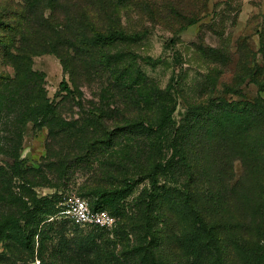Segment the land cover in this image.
I'll return each mask as SVG.
<instances>
[{
  "label": "rangeland",
  "instance_id": "1",
  "mask_svg": "<svg viewBox=\"0 0 264 264\" xmlns=\"http://www.w3.org/2000/svg\"><path fill=\"white\" fill-rule=\"evenodd\" d=\"M126 5L118 16L119 26L127 34L138 36L97 44L90 41L82 47L66 42L58 49L66 71L55 55L44 53L48 47L29 48L34 53L31 67L45 75L42 89L48 107L54 110L52 117L37 118L29 113L30 100L34 98L31 85L25 84V90L20 91L23 94L15 95L16 72L4 58V54H9L11 40L19 38L7 26L21 22L19 17L25 18L26 7L23 0H0V84L7 90L0 86V218H13L22 189L34 192L37 200L47 198L40 206L47 215H40L44 222L39 226L40 235L34 239V252L24 251L10 239L14 238L10 233L8 238L0 239V255L4 257L0 264H79L84 250L89 252V258L94 257L92 245L98 243L95 237L110 234L120 217L113 214L106 198H99L100 205L112 215L111 228L77 226L56 208L57 200L75 195L93 206L98 197L88 191L99 186L112 193L120 191L115 202L121 215L137 216L142 208L140 198L151 187L145 175L140 174L161 159L159 152L152 149L147 133L138 127L143 122L158 121L161 109L155 96L171 89L175 99L172 120L178 125L189 105H196L208 71L214 67L221 71L216 92L222 91L219 84L229 81L233 73L235 65H211L201 58L194 45L202 43L208 48H226L235 53L246 44L260 59L258 31L264 28V0H130ZM36 12L38 20L44 15L47 21L50 15L48 9H44V14ZM191 20L195 21L192 25ZM41 33L43 40L51 35L46 29ZM6 38L10 42L5 48ZM105 58L109 59V68L100 66ZM62 79L74 90L73 98L59 92ZM242 94L246 100L260 95L253 84L243 87ZM227 98L243 99L229 95ZM13 150L19 154L16 161L11 159ZM213 155L225 171L229 158L233 159L241 195L247 198L239 202L240 208H247L248 202V212L256 211L254 205L261 189L244 172L239 153L220 145ZM107 162L115 164L116 169L104 166ZM29 169L36 170L38 175ZM126 172L131 188L123 187L121 174ZM109 173L114 177H108ZM23 176L36 186L22 183ZM159 182L162 185L161 176ZM80 250L81 256L72 254Z\"/></svg>",
  "mask_w": 264,
  "mask_h": 264
},
{
  "label": "trees",
  "instance_id": "2",
  "mask_svg": "<svg viewBox=\"0 0 264 264\" xmlns=\"http://www.w3.org/2000/svg\"><path fill=\"white\" fill-rule=\"evenodd\" d=\"M23 1L25 18L19 17L21 22L15 21L12 26H7L16 35L19 34V38L11 40L9 54H4V58L6 64L12 63L16 72L18 92L15 95L21 96L23 93L20 91L25 90V84L31 85L34 98L30 100L33 106L29 113L33 117H52L54 110L48 107V98L42 89L45 75L31 67L34 56L29 52L31 46L48 47L44 53L55 55L66 71L64 57L58 51L66 42L82 47L90 41L97 44L138 36L127 34L119 26L118 16L130 0ZM139 5L137 7L140 8ZM44 9L50 10L47 21L44 15L43 19H36V11L44 14ZM194 23L191 20L190 24ZM44 29L51 32L45 40L41 38ZM258 35L259 60L246 44L235 53L226 48H208L202 43L194 45L201 58L211 65H235L231 78L220 83L222 91L216 92L221 71L218 67L208 71L196 105H189L184 120L178 125L172 120L175 99L171 89L167 88L155 96L161 109L158 121L155 124L147 121L138 126L147 133L152 149L158 151L161 158L140 174L151 183L150 190L140 198L142 208L137 216L126 217L121 215L115 202L120 198L116 195L120 191L112 193L99 186L89 189L88 193L98 197L95 205L89 204L92 210L108 212L99 201V198H106L113 214L121 220L110 234L95 237L98 243L93 242L92 245L94 257L89 258L87 250L72 253L76 256L82 253L79 264H264L263 27ZM8 42L10 39H4L5 48ZM71 49L74 48L71 46ZM109 63V59L105 58L100 66L109 68ZM115 73L118 74L112 71V74ZM4 80L10 81L9 78ZM251 84L258 88L260 95L246 100L242 88ZM0 86L7 91L4 84ZM59 92L74 97V90L65 79L59 83ZM227 95L243 99L229 100ZM220 145L226 146L227 151L231 149L239 153L244 172L258 183L261 196L254 205L257 206L256 211L248 212V202L245 203L247 208H240L239 202L247 198L241 195L240 184L233 172V159L229 158L225 171L214 157L213 153ZM18 157V152L13 150L11 159L16 161ZM120 161L119 166L122 164ZM104 166L116 169L112 162ZM29 171L38 175L36 170ZM57 176L60 180V173ZM160 176L162 185L159 184ZM23 177L22 183L32 188L36 186L32 181L34 176H31L32 182L27 180V176ZM108 177L114 176L109 173ZM121 179L124 188H131L127 172L121 174ZM46 199L37 200L34 192L22 189L16 199L18 203L13 218H0V239L8 238L11 233L14 238L10 236V239L24 251L33 253L34 239L40 235L39 226L44 222L40 215H47L40 208ZM60 201L59 198L56 204L58 210ZM3 258L0 255V262Z\"/></svg>",
  "mask_w": 264,
  "mask_h": 264
},
{
  "label": "built area",
  "instance_id": "3",
  "mask_svg": "<svg viewBox=\"0 0 264 264\" xmlns=\"http://www.w3.org/2000/svg\"><path fill=\"white\" fill-rule=\"evenodd\" d=\"M60 212L77 226L111 228L113 218L104 210H92L89 203L75 195L65 196L59 203Z\"/></svg>",
  "mask_w": 264,
  "mask_h": 264
}]
</instances>
